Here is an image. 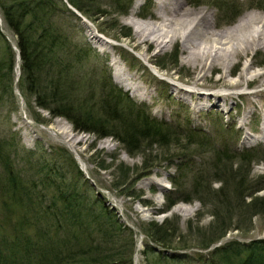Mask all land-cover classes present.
<instances>
[{"label":"rangeland","instance_id":"obj_1","mask_svg":"<svg viewBox=\"0 0 264 264\" xmlns=\"http://www.w3.org/2000/svg\"><path fill=\"white\" fill-rule=\"evenodd\" d=\"M133 1L124 13L113 6L111 0H99L97 9L100 12L95 9L82 15L74 8L80 16L68 7L73 14L66 13L62 21L71 24L75 41L92 50L88 64L96 77L102 78L103 73L109 75L112 82L136 104L144 105L150 115L170 125L169 140L161 144L144 139L140 149L129 151L112 135L97 136L92 131L75 129L63 116H51L48 110L35 105L32 96L23 95L18 89L21 67L20 58L17 57L11 73L14 77L12 94L3 96L0 105V137L14 136L17 140L18 144L12 149L8 147L11 150L10 160L24 180V185L30 189L32 183L34 187L30 190L33 191L39 189L42 178L51 182L66 176L69 179L77 174L73 165L58 153L61 148L69 151L83 179L96 193L97 196H94L111 210L112 220L130 228L128 230L132 232L134 246L128 238L123 240L127 237V230L120 235L123 238L116 241L122 245L121 255L124 258L132 251V264H203L196 257L200 254L208 256L214 246L232 240L247 242L264 238V210L252 215L247 210L243 212L244 215L239 214L242 220L236 218V212L232 213L234 216L227 224L225 234L211 240L214 235H219L217 226L220 219L216 223L212 214L216 210L215 199L206 193L194 196L195 191L201 189L196 187L199 181L204 187L210 182L212 189H218L221 182L214 179L218 170L219 174L225 176L230 175L231 171H237L239 175L248 167L246 183L252 187L262 184V189L255 194H264V138L259 135L264 121V46L259 42L254 49L239 50L232 61L231 72H225L224 77L219 78L224 68L201 70L185 60L187 52L181 48L180 37L159 50L153 43H137L134 26L126 22ZM155 1L144 0L134 16L165 30L178 28V33L191 29L190 37L195 42L210 44L209 38L198 34L202 23L194 27L172 23L166 27L163 21L157 20ZM127 2L123 0V5ZM183 6L193 9L204 7L212 11L209 32L232 27L245 13L264 14V0H185ZM1 22L2 18L0 25ZM127 31L130 34L123 36ZM3 33L8 40L14 41L9 30ZM236 33L242 37L245 32ZM101 38L112 43L104 42ZM229 40L240 43L237 38ZM174 53L176 62L173 60ZM221 61L218 60V66H222ZM246 64H249L251 72H259L256 79L247 81L238 77L237 74ZM120 76L123 83L141 85L144 91H133V87L126 89L115 82V77ZM248 77L249 72H246L245 78ZM99 81L97 79L93 92L86 93L92 96L90 102L95 110L100 108ZM85 91L84 88L83 96ZM23 115L32 120V124L27 123ZM55 122L61 128L69 127L74 137L83 135L82 138L77 142L66 141L63 136L44 129L45 125ZM190 129L198 132L189 138L186 132ZM201 133L209 135L211 146L199 141L194 143L195 140L204 141ZM225 147L235 153L251 151L250 160H244L241 158L243 154H237L236 157L228 156L226 160L218 161L217 167L212 166L213 151ZM125 169H128L127 176L121 175ZM171 176L177 178L180 186L177 192L179 198L187 200H177L166 210L165 196L173 188ZM85 187L83 183L81 188ZM48 191L52 192L53 189L49 186ZM4 200L8 209L1 206L3 198L0 194V234L7 231L10 237H15L19 230L14 231L12 225L17 218L14 214L17 207L11 205L9 198ZM245 200L247 202L248 196H245ZM165 218L171 224L170 229L176 231L173 237H169L170 244H163L168 249L156 244L141 230L149 221L161 223ZM28 228L25 234L31 237L34 232L32 227ZM201 240L212 242L207 247H200ZM162 255L170 258L165 259ZM172 256L176 258L171 259Z\"/></svg>","mask_w":264,"mask_h":264},{"label":"trees","instance_id":"obj_2","mask_svg":"<svg viewBox=\"0 0 264 264\" xmlns=\"http://www.w3.org/2000/svg\"><path fill=\"white\" fill-rule=\"evenodd\" d=\"M131 1L128 0L125 5L123 0H111V3L124 13ZM98 2L99 0H0V105L3 103V96L12 94L14 77L11 73L18 51L21 67L18 89H21V94L32 96L35 105L48 110L51 116H63L75 129L92 131L97 136L112 135L129 151L140 149L144 139L161 144L167 142L171 132L170 125L150 115L144 105L136 104L112 82L109 75L103 73L102 78H97L94 71L89 69L91 49L75 41L74 30H70L71 24L62 21L66 13L73 14L68 4L85 15L95 9L100 12L97 9ZM4 30L12 33L14 41L10 38L8 40ZM129 34L130 31H127L123 36ZM175 59L174 53L173 60ZM97 79H100L101 100L100 108L95 110L90 102L92 96L86 93L93 92ZM84 88L87 90L85 96L82 95ZM38 120L43 123V120ZM196 132V129H190L186 134L190 138ZM201 134L204 141L195 140L194 143L199 141L211 146L209 135ZM16 141L14 136L0 137L1 206L8 209L4 199L9 198L11 205L17 207L14 212L17 218L12 228L14 231L19 230L15 237H10L7 231H1L0 264H132V251L124 258L121 255L122 245L116 241L122 239L120 235L127 230V237L123 240L128 238L134 246L132 232L128 230L130 228L122 227L121 223L112 220L111 210L94 196L96 193L91 191L88 182L83 179L70 152L63 148L58 150L59 156L73 165L77 174L69 179L66 176L62 180L51 182L42 178L39 189L33 191L30 190L34 187L32 183L30 189L24 185V180L10 160L9 148L18 144ZM250 153L247 150L235 153L226 147L213 151L212 166L217 167L218 161L226 160L225 157L228 156L236 157L237 154H243L241 158L249 161ZM127 170L121 172V175L127 176ZM219 171L214 178L221 182L218 189H212L210 182L208 188L204 187L199 181L196 187L201 189L198 188L194 195L198 197L206 193L215 199L216 210L212 214L216 223L220 219L217 226L219 235H214L211 240L219 239L225 234L227 224L233 219L232 213L236 212V218L242 220L240 217L244 215V211L249 210L252 215L264 210V194H255L262 189V184L252 187L246 183L249 167L239 175L237 171H231L230 175L225 176L219 174ZM170 178L173 188L165 196L166 210L177 200H187L178 196L180 186L177 178ZM83 183L86 185L85 189L81 188ZM49 186L53 189L52 192L48 191ZM245 196H248L247 202ZM170 225L168 218H165L161 223L149 221L141 230L156 244H170L169 237L176 233L175 229H170ZM29 226L34 232L31 237L25 234ZM211 240H201L200 247H207ZM163 248L169 247L163 245ZM196 260H202L203 264H264V238H254L247 242L228 241L214 246L208 256L198 255Z\"/></svg>","mask_w":264,"mask_h":264},{"label":"bare ground","instance_id":"obj_3","mask_svg":"<svg viewBox=\"0 0 264 264\" xmlns=\"http://www.w3.org/2000/svg\"><path fill=\"white\" fill-rule=\"evenodd\" d=\"M144 0H134L131 6V12L127 16L126 22L132 24L135 30V36L138 38L137 43L146 42L148 44L153 43L155 47L159 50L164 46H167L171 42L175 41L177 37H180L182 45L181 48L187 52L185 60L198 66L199 69H210L211 71L219 68H224L225 70L221 72L219 78H223L225 72L230 73L232 68L231 64L234 59L235 54L238 51H245L246 49H254L259 42L264 46V14L259 13H245L243 16L238 18V20L232 25V27L224 28L222 30H212L208 31L210 23L212 21V11H208L204 7L200 9L187 8L183 6L185 0H156V10L155 18L159 21H163L165 26L168 27L170 24L175 23V25H187L194 27L197 24H201V30L199 31L200 36L204 38H209L211 40L210 44H200L194 41L193 37H190V30L182 31L178 33V28H173L165 30L156 26L154 23L144 22L138 20L135 13L137 8L143 3ZM212 23V22H211ZM258 25V27H255ZM236 32L244 33L242 37H238L239 34ZM237 38L239 44L232 43L229 39ZM104 42L112 43L111 40L106 38H101ZM261 40V41H260ZM231 42V43H230ZM222 59V66H218V60ZM113 62H115L113 60ZM249 64H246L237 74L238 77H242L247 81L256 79L255 76L259 72H251L249 70ZM246 72H249V77L245 78ZM122 75V74H120ZM205 74H203L204 76ZM115 82L124 85L126 89L133 87L132 90L144 91V87L137 84H125L122 82V76L115 77ZM236 84V83H232ZM22 118L27 122L32 124V120L27 119L25 115ZM58 121V120H57ZM51 130L54 134L63 136L64 140H70L72 142H77L81 139L83 135H77L74 137L71 134L69 127L61 128L55 124H47L44 129ZM259 135L264 138V121L259 129ZM71 144V143H70ZM152 181V180H151ZM159 189V188H158ZM194 209V208H192Z\"/></svg>","mask_w":264,"mask_h":264},{"label":"water","instance_id":"obj_4","mask_svg":"<svg viewBox=\"0 0 264 264\" xmlns=\"http://www.w3.org/2000/svg\"><path fill=\"white\" fill-rule=\"evenodd\" d=\"M68 7L71 9V10H73L78 16H80V14L73 8V7H71L70 5H68ZM16 57H17V59H19L20 57H19V53H18V51H17V53H16Z\"/></svg>","mask_w":264,"mask_h":264}]
</instances>
